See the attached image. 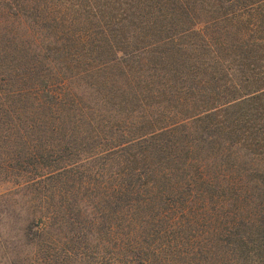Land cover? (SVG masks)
I'll return each mask as SVG.
<instances>
[{
  "label": "trees",
  "instance_id": "trees-1",
  "mask_svg": "<svg viewBox=\"0 0 264 264\" xmlns=\"http://www.w3.org/2000/svg\"><path fill=\"white\" fill-rule=\"evenodd\" d=\"M2 183L0 264H264V0H0Z\"/></svg>",
  "mask_w": 264,
  "mask_h": 264
},
{
  "label": "rangeland",
  "instance_id": "rangeland-1",
  "mask_svg": "<svg viewBox=\"0 0 264 264\" xmlns=\"http://www.w3.org/2000/svg\"><path fill=\"white\" fill-rule=\"evenodd\" d=\"M8 186L7 185H4L3 183L0 184V192H4L5 191V188H7ZM8 203V202H7ZM14 225V223H11Z\"/></svg>",
  "mask_w": 264,
  "mask_h": 264
}]
</instances>
